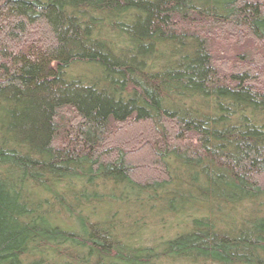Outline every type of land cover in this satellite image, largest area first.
Returning a JSON list of instances; mask_svg holds the SVG:
<instances>
[{
	"label": "trees",
	"instance_id": "1",
	"mask_svg": "<svg viewBox=\"0 0 264 264\" xmlns=\"http://www.w3.org/2000/svg\"><path fill=\"white\" fill-rule=\"evenodd\" d=\"M0 264H264V0H0Z\"/></svg>",
	"mask_w": 264,
	"mask_h": 264
}]
</instances>
